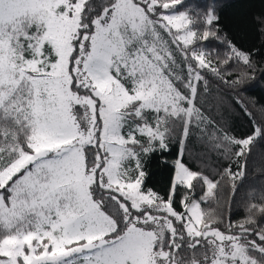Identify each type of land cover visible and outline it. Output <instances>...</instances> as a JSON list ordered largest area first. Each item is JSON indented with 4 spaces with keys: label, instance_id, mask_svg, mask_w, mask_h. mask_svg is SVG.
Masks as SVG:
<instances>
[{
    "label": "snow or ice",
    "instance_id": "6c2138e0",
    "mask_svg": "<svg viewBox=\"0 0 264 264\" xmlns=\"http://www.w3.org/2000/svg\"><path fill=\"white\" fill-rule=\"evenodd\" d=\"M221 7L0 0V264H264V105L243 95L264 72V9L234 21L257 48Z\"/></svg>",
    "mask_w": 264,
    "mask_h": 264
},
{
    "label": "trees",
    "instance_id": "16d2710c",
    "mask_svg": "<svg viewBox=\"0 0 264 264\" xmlns=\"http://www.w3.org/2000/svg\"><path fill=\"white\" fill-rule=\"evenodd\" d=\"M221 23L224 30L229 32L232 38L244 46H255L261 48L260 34L252 28L240 30L236 27L234 21L240 9L246 5L251 7L248 10L249 18L254 12L264 9V0H221ZM215 46V44L211 45ZM264 52V48L261 49ZM215 87V85H214ZM213 95H218L214 93ZM244 95L246 103L260 107L264 105V72H261L257 81L253 82V87L249 88ZM229 108L228 122L234 131L242 132L247 127V121L239 109L227 100ZM176 145L173 144L167 153H154L148 161L149 177L146 181L149 187L164 189L171 174L172 162L175 159ZM186 160L190 165H199V160L195 159V152L186 156ZM244 197V189L237 194L236 203L232 207L233 218H242L243 213L242 199Z\"/></svg>",
    "mask_w": 264,
    "mask_h": 264
}]
</instances>
